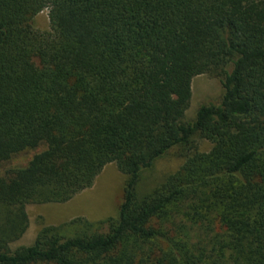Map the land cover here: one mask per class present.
<instances>
[{"label":"trees","instance_id":"trees-1","mask_svg":"<svg viewBox=\"0 0 264 264\" xmlns=\"http://www.w3.org/2000/svg\"><path fill=\"white\" fill-rule=\"evenodd\" d=\"M200 74L223 95L186 120ZM173 148L182 164L140 192ZM27 150L0 170V264H264V0H0V168ZM109 163L116 217L11 248L27 204L66 202Z\"/></svg>","mask_w":264,"mask_h":264},{"label":"rangeland","instance_id":"rangeland-1","mask_svg":"<svg viewBox=\"0 0 264 264\" xmlns=\"http://www.w3.org/2000/svg\"><path fill=\"white\" fill-rule=\"evenodd\" d=\"M48 13V8H44L34 16V26L37 30L41 32L51 30ZM191 93L190 103L185 112L186 120L194 117L201 104L219 103L223 95V86L218 78L209 74H200L191 80ZM197 144L200 151H208L211 147V143L205 139H197ZM32 153L33 151L27 150L14 156L4 163L0 170L8 166L23 165ZM183 159L179 149L169 150L159 157L152 167L142 172L138 190L144 192L154 187L167 174L176 171ZM124 181L125 176L117 169L116 165L109 163L96 176L90 187L75 194L68 201L27 204L28 227L21 238L11 244V248L30 245L43 226L59 225L76 217H83L92 222L116 217L122 201ZM103 230H106V227H103Z\"/></svg>","mask_w":264,"mask_h":264}]
</instances>
